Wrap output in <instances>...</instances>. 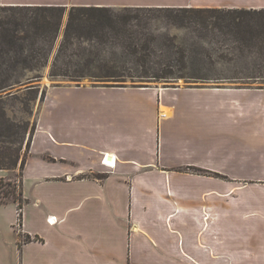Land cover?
Segmentation results:
<instances>
[{"label":"crops","instance_id":"obj_1","mask_svg":"<svg viewBox=\"0 0 264 264\" xmlns=\"http://www.w3.org/2000/svg\"><path fill=\"white\" fill-rule=\"evenodd\" d=\"M30 4L264 8L0 0ZM36 123L21 224L17 202L0 204V264H264V87L60 83Z\"/></svg>","mask_w":264,"mask_h":264},{"label":"trees","instance_id":"obj_2","mask_svg":"<svg viewBox=\"0 0 264 264\" xmlns=\"http://www.w3.org/2000/svg\"><path fill=\"white\" fill-rule=\"evenodd\" d=\"M161 25L178 32H160ZM47 69L52 80L113 82L105 86H177L184 79L262 88L264 8L0 5V169L17 168L14 144L29 130L8 105L31 115ZM45 96L44 88L42 101ZM21 186L22 178H1L0 204L22 208Z\"/></svg>","mask_w":264,"mask_h":264},{"label":"rangeland","instance_id":"obj_3","mask_svg":"<svg viewBox=\"0 0 264 264\" xmlns=\"http://www.w3.org/2000/svg\"><path fill=\"white\" fill-rule=\"evenodd\" d=\"M47 1V0H45ZM49 1H54V0H49ZM66 21L67 19L65 18L64 22H63V25H62V32L64 31V27L66 25ZM160 32H169V33H175V32H178L177 29L175 28H169L167 29L165 27V25H161L160 26ZM243 65H245L244 63H242ZM48 73H49V70L47 69L45 71V77L41 80V81H38L37 83L40 84L41 86V89L39 90V97L37 98L36 102L35 103H32V109H33V112L31 115H28L26 113H22L20 111V107L19 105H11L9 104L8 105V113L11 117H17V118H21V117H24L25 120L29 121V130L27 132V134L25 135L24 139H21L19 138L14 146L20 148V154H21V159L24 157V156H27V153H28V148H29V139L31 137V129L33 128V134L36 130V121H37V117H38V113H39V106L40 104L43 102L40 98V95H41V92L42 90L45 88V91L47 93V90L49 89L50 86H53V85H56V84H60V83H75V84H79V85H87V84H91L93 83L94 85L95 84H108V83H100L98 81H93V80H90L88 78H84L82 80H80L79 82L78 81H73V80H68V79H63V78H58L57 80H52L49 76H48ZM182 83L181 85H204V84H215V85H229V84H239V83H234V82H231V81H223V82H213V81H191V82H186L184 79H182ZM141 84H150V85H155V84H159V86H164L163 82H155V81H150V82H147V81H144V82H140ZM109 84H112V83H109ZM249 85H258V83H253V84H249ZM35 127V129H34ZM33 136V135H32ZM32 140V139H31ZM30 140V142H31ZM21 159L18 163V166L17 168L15 169H8V170H11L10 171V175L8 178H4L5 179V182L7 181H11L12 183H18L19 180H21V176L19 177L18 174H22V168L20 166L21 164ZM5 187H7L8 185H6V183H4ZM15 202V201H14Z\"/></svg>","mask_w":264,"mask_h":264},{"label":"built area","instance_id":"obj_4","mask_svg":"<svg viewBox=\"0 0 264 264\" xmlns=\"http://www.w3.org/2000/svg\"><path fill=\"white\" fill-rule=\"evenodd\" d=\"M107 156H108V154L107 155H105V157H104V159H103V162H105V163H107V164H110V162H108L107 161ZM112 164V163H111ZM19 206V205H18ZM57 219H56V217H53V218H51V219H49V221L52 223L53 221L55 222ZM21 222H22V208L21 207H19V224H21Z\"/></svg>","mask_w":264,"mask_h":264},{"label":"water","instance_id":"obj_5","mask_svg":"<svg viewBox=\"0 0 264 264\" xmlns=\"http://www.w3.org/2000/svg\"><path fill=\"white\" fill-rule=\"evenodd\" d=\"M98 82H100V83H113L111 81H98ZM182 82H183L182 79H180L177 82H175V84L181 85ZM163 84L165 85L166 83L163 82Z\"/></svg>","mask_w":264,"mask_h":264},{"label":"bare ground","instance_id":"obj_6","mask_svg":"<svg viewBox=\"0 0 264 264\" xmlns=\"http://www.w3.org/2000/svg\"><path fill=\"white\" fill-rule=\"evenodd\" d=\"M167 115H168V114H167ZM109 156H110V155L108 154V156H107V161L110 162V164H111V163L113 164V163H114V160H113V158H110V160H111V161H110V160H109ZM111 157H112V156H111Z\"/></svg>","mask_w":264,"mask_h":264}]
</instances>
